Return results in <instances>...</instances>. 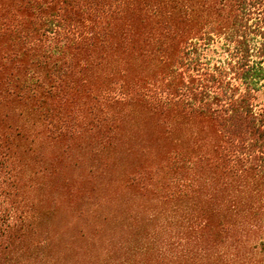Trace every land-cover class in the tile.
<instances>
[{
    "label": "trees",
    "instance_id": "trees-1",
    "mask_svg": "<svg viewBox=\"0 0 264 264\" xmlns=\"http://www.w3.org/2000/svg\"><path fill=\"white\" fill-rule=\"evenodd\" d=\"M83 141L164 208L88 264H264V0H0V264H70L33 157Z\"/></svg>",
    "mask_w": 264,
    "mask_h": 264
},
{
    "label": "rangeland",
    "instance_id": "rangeland-1",
    "mask_svg": "<svg viewBox=\"0 0 264 264\" xmlns=\"http://www.w3.org/2000/svg\"><path fill=\"white\" fill-rule=\"evenodd\" d=\"M48 151L33 157L34 167L45 171L39 179L44 184L36 194L41 199L38 209L43 223L39 234L32 237L39 241L47 234L55 235L41 251L70 264L137 259L135 250L161 223V203L139 189L124 188L117 173L118 161L105 166L107 155L93 142L73 144L64 152ZM135 155L121 149L117 156L127 163ZM67 190L71 196L65 199L55 225L47 228L49 217L43 213L59 191ZM38 251L33 249L32 253L37 255Z\"/></svg>",
    "mask_w": 264,
    "mask_h": 264
}]
</instances>
